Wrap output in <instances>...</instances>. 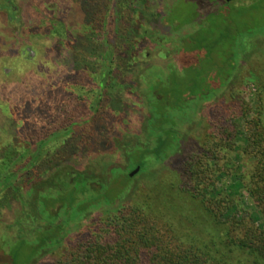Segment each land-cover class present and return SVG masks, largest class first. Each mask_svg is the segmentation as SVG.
Returning a JSON list of instances; mask_svg holds the SVG:
<instances>
[{"label":"rangeland","instance_id":"obj_1","mask_svg":"<svg viewBox=\"0 0 264 264\" xmlns=\"http://www.w3.org/2000/svg\"><path fill=\"white\" fill-rule=\"evenodd\" d=\"M252 2L114 0L108 39L115 64L103 86L100 76L105 46L101 31L87 29L86 10L79 0H0V237H5L6 231L10 236L0 244V264L29 263L30 252H15V238L20 232L30 231L32 219L27 213L38 188L47 186L62 169L90 171L103 177L111 164L125 167V145L132 139L147 142L144 123L152 93L171 90L167 82L173 79L178 81L176 89L184 93L193 89L189 79L196 78L202 84L199 77L214 73L211 64L206 63L195 66L193 73L186 72L187 67L197 64L203 38L207 40L201 45L213 51L215 64L224 65L228 49L226 45L214 46V40L220 38L215 26L236 32L233 5ZM257 2L263 13L259 18L258 13L253 19L242 16L255 33L264 23V0ZM182 38L187 39L186 44L181 43ZM252 43L231 85L201 106L193 124L183 126L186 137L179 154L137 174L131 183L127 204L144 210L134 212L137 230L156 223V216H148L147 211L157 202L166 207L172 202L167 212L173 220L180 218L175 214L176 205L191 212L202 211L203 206L193 204L189 194L181 193V201L176 194L178 188L192 187L189 168L211 155L215 144L228 146L232 141L235 145L217 154L222 173L217 187L227 194L236 178L243 175L246 180L259 162L243 151L246 137L259 133L255 125L259 109L264 112V37L254 38ZM129 50L135 57L125 64L122 60L128 59ZM210 78L215 82L214 76ZM186 112L192 115L191 105ZM39 149L32 173L23 175V167ZM10 175L13 177L8 183L5 178ZM241 193L245 195L241 197ZM240 194H230L232 204L248 221L255 215L252 200L245 191L240 190ZM226 206L217 207V211L225 214ZM100 215L91 213L73 225L59 248L31 263L103 264V253L106 255L108 249L78 252V243L90 230L97 229L95 219ZM157 222L160 229L166 224ZM103 234L98 237L101 244L114 242V233L106 230ZM108 254L113 256L111 251Z\"/></svg>","mask_w":264,"mask_h":264},{"label":"trees","instance_id":"obj_2","mask_svg":"<svg viewBox=\"0 0 264 264\" xmlns=\"http://www.w3.org/2000/svg\"><path fill=\"white\" fill-rule=\"evenodd\" d=\"M79 1L86 10L87 29L101 31L99 36L104 43L105 51L102 54L103 71L100 79L105 86L111 78L115 64V55L108 39L109 18L114 0ZM260 8L257 0H253L249 5L239 7L233 5L232 10L237 14V18L233 19L232 24L237 28L236 32L229 31L226 26H215L220 38L214 40V46L226 45L229 52L224 54V65L215 64L213 51L209 46L201 45L207 39L201 40L202 53L197 64L187 67L186 72L193 73L197 68L195 66L211 64L214 73L211 72L209 75L214 76L216 83L210 76L205 77V74H202L204 77H199L202 84L196 78L189 79L193 82V89H188L187 92L183 93L176 89L178 81L173 79L167 82L171 85V90L165 92L158 90L152 93L147 103V124L144 123L147 144L139 139H132L125 145L127 160L125 167L111 164L108 166L107 175L103 177L95 176L90 171L83 173L72 168L62 169L52 176L47 186L39 187L34 203L32 202V209L27 213L32 219L31 225L28 226L30 231L20 232L19 237L16 236L15 240L18 243L15 252L19 253L26 249L31 254L28 264H32L33 260L59 248L66 238V232L73 225L80 223L91 213L100 212L101 215L95 219L97 229L90 230L89 234L80 240L78 252L87 254L92 249H108V253L111 251L114 257L103 253V264H264V112L261 109L255 122L259 133L246 137V146L243 148L244 154L251 155L259 162L246 180L243 175L242 178H236L232 188H229V195L217 187L218 178L222 176L218 168L217 154L220 150H226L227 147L234 145L232 141L228 142V146L215 144L210 151L211 155L192 164L189 168V181L192 187L178 188L180 192L179 195L176 194L177 196L180 197L181 193L189 194L193 204L197 207L203 206L200 213L176 205L175 214L180 218L173 220L169 217L172 202H168L167 207L157 202L147 211L148 216L152 214L156 216L154 218L156 223L147 226L145 230H137L134 212L142 213L144 210L127 204L129 188L136 178V176L130 178L128 170L141 167L139 172L141 174L179 154L186 137L183 126L193 124L201 106L217 98L219 93L229 87L237 77L240 62L250 53L253 39L264 37V23L255 33V29L249 27L247 20L243 21L242 18L246 16L253 19L257 13L259 18L263 14ZM245 23L248 25L247 29L243 26ZM167 39L166 41H170ZM186 41L187 39L182 38L181 43L186 44ZM204 48L208 50H203ZM132 51L127 52L128 59L122 60L125 64L135 57ZM173 69L177 72V68ZM195 99L198 101L194 104L192 102ZM190 101L191 104L188 103ZM189 105L194 111L191 112V116L186 112ZM40 152L39 149L33 160L23 167L21 171L23 175L28 176L32 173ZM12 177L7 176L5 180L9 183ZM240 190L245 191L252 200L255 215L248 221L239 216L238 207L232 204L234 201L230 194H240ZM223 194L226 196L221 197ZM240 195L243 197L245 194ZM181 199L180 197L179 200ZM225 203L229 205L226 206L227 212L219 213L217 207ZM161 207L166 208L163 210ZM158 220L164 221L166 226L160 229ZM106 230L114 233L115 240L113 243L101 244L98 237L105 236L103 232ZM3 233L6 234L3 235L5 237H0V244L4 243L6 236L10 237L7 231ZM74 255L75 253L72 255L73 258ZM89 264L93 263L89 261Z\"/></svg>","mask_w":264,"mask_h":264},{"label":"water","instance_id":"obj_3","mask_svg":"<svg viewBox=\"0 0 264 264\" xmlns=\"http://www.w3.org/2000/svg\"><path fill=\"white\" fill-rule=\"evenodd\" d=\"M224 1L227 2V3H231V2H234V1H238V0H224ZM140 170H141V167H137L135 170L130 172V174H129L130 178H133L134 176L139 174Z\"/></svg>","mask_w":264,"mask_h":264}]
</instances>
